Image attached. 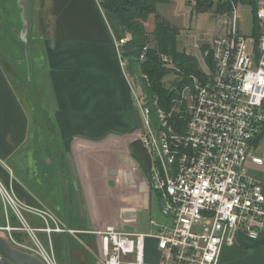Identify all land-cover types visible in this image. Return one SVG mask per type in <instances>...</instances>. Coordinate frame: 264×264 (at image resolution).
Masks as SVG:
<instances>
[{"label": "crops", "instance_id": "0c3cea01", "mask_svg": "<svg viewBox=\"0 0 264 264\" xmlns=\"http://www.w3.org/2000/svg\"><path fill=\"white\" fill-rule=\"evenodd\" d=\"M10 1L0 0L1 25L14 15ZM250 8L244 5L243 26L250 22L247 32L252 31ZM16 11L20 15L19 6ZM32 26L31 39L39 43L43 59L36 87L49 117L42 123L31 112L33 100H26L19 80L0 59V184L22 204L49 209L68 223L73 208L79 213L77 187L83 194L87 226L74 229L146 232L137 223L138 215L151 213L152 158L141 139L144 125L133 83L99 0H33ZM250 172L264 190V164H250ZM25 215L34 226L40 225L32 213L25 211ZM15 217L0 190V227ZM14 234L31 242L25 232ZM39 234L47 239L44 232ZM0 235L8 238L5 230ZM71 235L52 234L59 264H67ZM93 236L80 238L86 242ZM219 261L264 264V236L254 241L240 233L235 244L222 249Z\"/></svg>", "mask_w": 264, "mask_h": 264}, {"label": "built area", "instance_id": "2783aa9c", "mask_svg": "<svg viewBox=\"0 0 264 264\" xmlns=\"http://www.w3.org/2000/svg\"><path fill=\"white\" fill-rule=\"evenodd\" d=\"M205 1L224 8L218 13L225 17L223 31L203 44L194 39L193 50L187 52L198 59L200 74H190L191 83L169 109L160 107L157 99L151 106L129 74L123 46L131 35L115 39L144 116L141 139L152 158L148 179L163 220L151 218L153 232L113 227L86 231L96 236L102 264H219L222 249L235 244L240 233L254 241L264 236L263 184L250 172V164H264L257 152L264 137V0H253L260 26L256 35L253 23L250 32L243 26L248 3L184 0L192 8ZM148 49L149 45L143 47L141 61ZM0 190L16 216L0 227L10 243L45 264H59L52 234L79 231L49 209L22 204L1 184ZM25 211L40 225L34 226ZM15 232H25L31 242L16 238ZM148 237L157 240V263L145 259Z\"/></svg>", "mask_w": 264, "mask_h": 264}, {"label": "rangeland", "instance_id": "374dc122", "mask_svg": "<svg viewBox=\"0 0 264 264\" xmlns=\"http://www.w3.org/2000/svg\"><path fill=\"white\" fill-rule=\"evenodd\" d=\"M248 7L249 6L246 8ZM10 8L14 11V15L3 21L2 25L0 23V50L8 59V62L6 63L8 71L12 76H15L19 80L18 83L21 84V89L27 97L26 100L29 102H31L30 100H33L34 106L33 111L31 110V112H35L36 116H40L41 122L43 123V121H45L44 118L48 119L49 117V109L44 106L42 93L39 88L36 87L42 78L41 71L43 65V59L40 57L41 53L39 43L36 40L32 41L30 61L26 53V45L20 37L22 21L20 19V15L16 11L18 6L14 0L10 1ZM157 10L158 13L165 17L173 26L179 29V34L176 38L177 47L179 50H183L186 54H189V52H187L188 50H193L192 47L195 41L194 39H197V42L203 44L215 37V35L221 33V29L224 26L223 23L225 17L223 15H219L213 9L197 12L196 9L186 4L184 0H171L169 3H159ZM249 28L250 22L248 21L245 30L248 31ZM153 30L154 16L151 15L146 22V31L149 33L150 42H152L150 45L154 44V41H152ZM0 55L2 54L0 53ZM175 79H177V75L174 73L166 75L164 78L166 86H172ZM136 83L138 84V90L142 93L141 88H139L140 83ZM141 117L144 125V116L141 115ZM45 125L47 128L49 127L47 124ZM39 129L43 130L42 127ZM263 149L264 141L261 142L257 152L260 154L262 153L263 155ZM70 218L69 224L73 229L78 228L81 224L87 226V221L83 220L81 213H78L75 208L72 209ZM149 218H152L157 222H161L163 220V217L160 214L159 203L154 192L152 193L151 213L149 214L147 212L138 215V229H144L146 232H153L148 224ZM85 239L86 242L81 240L80 237L71 235L68 240L69 244L67 242L68 251L65 253V260L67 261V264H72V262L73 264H102L96 236H93L90 240H87V238ZM56 255L57 258H59L57 252ZM145 259L148 263H157L161 260L157 240L155 238H146ZM84 260H86V262Z\"/></svg>", "mask_w": 264, "mask_h": 264}, {"label": "trees", "instance_id": "16d2710c", "mask_svg": "<svg viewBox=\"0 0 264 264\" xmlns=\"http://www.w3.org/2000/svg\"><path fill=\"white\" fill-rule=\"evenodd\" d=\"M171 0H99L106 19L110 24L115 37L121 38L129 33L131 38L123 46L124 55L128 57V72L134 82H139L146 98L151 106L153 100L157 99L159 106L169 109L173 101L177 99L183 88L191 83L190 74H200L198 60L177 47L176 38L179 29L173 26L165 17L158 13L159 3H169ZM253 6V33L256 35L260 30L256 17V5L253 0H242ZM197 12L213 9L215 12H223L221 5H214L208 1L201 2L194 7ZM154 16V30L152 31L154 44L150 45V36L146 31V22L149 17ZM32 41L26 45V53L31 61L30 51ZM149 45L147 58L140 60L139 55L144 46ZM0 59L8 62L4 53L1 52ZM163 56L169 58L168 61ZM170 63L174 65H170ZM31 68V67H30ZM174 73L177 75L168 87L164 78ZM147 76V79L143 77ZM137 84V83H136ZM153 117H156L153 110ZM34 225V223L32 222ZM18 239H20L17 236ZM69 244V241H68ZM73 264V262H72Z\"/></svg>", "mask_w": 264, "mask_h": 264}, {"label": "water", "instance_id": "95a60500", "mask_svg": "<svg viewBox=\"0 0 264 264\" xmlns=\"http://www.w3.org/2000/svg\"><path fill=\"white\" fill-rule=\"evenodd\" d=\"M32 1L33 0H18V6L21 10L20 17L22 21V28L20 32L21 40L28 45L31 42L32 35ZM71 168V174L76 181V172L73 160L69 159ZM76 199L79 208V212L83 219L86 216V208L84 198L81 189L76 187ZM88 233L78 232L77 235L80 237L85 236ZM0 264H45V262L38 256L29 253L23 249L13 246L10 241L0 235Z\"/></svg>", "mask_w": 264, "mask_h": 264}]
</instances>
